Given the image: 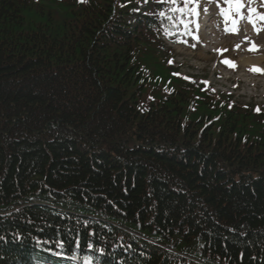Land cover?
I'll return each instance as SVG.
<instances>
[{
	"label": "trees",
	"instance_id": "obj_1",
	"mask_svg": "<svg viewBox=\"0 0 264 264\" xmlns=\"http://www.w3.org/2000/svg\"><path fill=\"white\" fill-rule=\"evenodd\" d=\"M181 6L0 0V264H264V110L174 67Z\"/></svg>",
	"mask_w": 264,
	"mask_h": 264
},
{
	"label": "rangeland",
	"instance_id": "obj_2",
	"mask_svg": "<svg viewBox=\"0 0 264 264\" xmlns=\"http://www.w3.org/2000/svg\"><path fill=\"white\" fill-rule=\"evenodd\" d=\"M240 2V0H221L219 6L224 9V2ZM252 7L255 0H248ZM202 4V0H199ZM212 7V6H209ZM230 7L228 6V9ZM238 10V9H237ZM255 14V13H254ZM257 23L261 26L258 14L254 15ZM213 25V22L211 23ZM264 27V26H263ZM204 36L198 39V34L194 30L188 47L172 48V64L183 76H190L197 83L208 81L209 88L216 93L231 96L232 100L251 105L254 108L264 110V59L261 65L248 64L243 66V60H255L257 57H264V50L253 53L256 49L264 47V34L259 40L246 41L239 36L223 33L220 30H204ZM253 48L251 51L250 49ZM260 55V56H257ZM228 60L230 66L220 64V61ZM224 67V68H222ZM251 70H258V74H252Z\"/></svg>",
	"mask_w": 264,
	"mask_h": 264
},
{
	"label": "bare ground",
	"instance_id": "obj_3",
	"mask_svg": "<svg viewBox=\"0 0 264 264\" xmlns=\"http://www.w3.org/2000/svg\"><path fill=\"white\" fill-rule=\"evenodd\" d=\"M263 48V47H262ZM259 52V51H258ZM264 59V57L263 58H260V57H257L255 60H243L242 61V63H243V66H246V65H250V64H255V65H261V62H262V60ZM248 65V66H249Z\"/></svg>",
	"mask_w": 264,
	"mask_h": 264
},
{
	"label": "snow or ice",
	"instance_id": "obj_4",
	"mask_svg": "<svg viewBox=\"0 0 264 264\" xmlns=\"http://www.w3.org/2000/svg\"><path fill=\"white\" fill-rule=\"evenodd\" d=\"M205 11H207V9H205ZM196 15H199V13H196Z\"/></svg>",
	"mask_w": 264,
	"mask_h": 264
}]
</instances>
